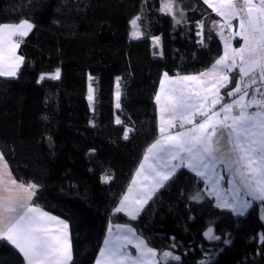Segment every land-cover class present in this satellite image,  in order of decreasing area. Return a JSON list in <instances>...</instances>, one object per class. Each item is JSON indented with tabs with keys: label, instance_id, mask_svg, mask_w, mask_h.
<instances>
[{
	"label": "trees",
	"instance_id": "1",
	"mask_svg": "<svg viewBox=\"0 0 264 264\" xmlns=\"http://www.w3.org/2000/svg\"><path fill=\"white\" fill-rule=\"evenodd\" d=\"M160 7L161 0H0V24L34 25L18 49L24 61L17 75L0 76V152L18 182L38 185L33 204L68 223L70 264H95L111 224L129 225L157 253L180 257L167 264H264L259 203L237 216L208 195L193 200L206 185L186 167L135 219L114 211L158 137L162 74H198L222 55L219 17L202 0H175L176 19ZM137 16L142 35L133 38ZM156 36L161 56L152 46ZM56 69L59 79L40 80ZM104 175L112 179L104 183ZM209 227L220 240L205 239ZM0 264L25 262L0 240Z\"/></svg>",
	"mask_w": 264,
	"mask_h": 264
},
{
	"label": "snow or ice",
	"instance_id": "2",
	"mask_svg": "<svg viewBox=\"0 0 264 264\" xmlns=\"http://www.w3.org/2000/svg\"><path fill=\"white\" fill-rule=\"evenodd\" d=\"M203 2L224 19V24L217 32L223 42L224 52L209 68L198 74H163L161 89H164L165 80L174 82V86L164 93L163 103L160 92L155 97L161 113L159 136L146 149L127 192L114 209L116 213L124 212L131 219L136 218L153 194L164 187L165 182L180 167H187L205 183L211 181V190L207 195H215L217 207L230 208L236 215H243L250 202H242L237 207L226 199L221 201L218 185L224 177L218 171L220 165H223V170L229 177L228 183L235 185L237 191L243 188L254 200L264 201V0ZM238 4L242 7H237ZM174 6L175 0H161L160 11L171 14L176 19ZM234 19L239 21V30L230 31V35L225 36L224 28L233 29ZM139 20L140 17L137 16L130 21L134 29H138ZM180 22L176 20V23ZM197 26L200 31L196 35L201 37L198 43L203 45V22H198ZM33 27L27 20L19 24H0V76L17 75L24 61L23 56L16 54L22 41L13 42L11 38L16 35L26 37ZM140 35L142 33H138V30L131 33L133 38H139ZM237 37L242 43L239 47H233V40ZM6 39L7 57L4 47ZM154 39L159 40L158 37ZM5 59L9 62L7 71L4 69ZM46 76L59 79L60 70L42 74L40 80ZM233 82L234 87L222 94L221 89L229 88ZM88 92L91 104V84ZM116 99V107L119 108V91ZM116 123L121 124L122 121L117 118ZM173 129L176 130L172 131ZM131 131L132 129H126L123 138L128 139ZM8 167L0 153V240L11 244L23 257L25 264H70L72 250L67 232L68 224L31 203L38 185L18 183L10 170L7 174L9 178L5 180L3 169ZM111 179L110 175L101 177L104 183ZM141 181L149 183L143 184ZM138 184L143 191L139 195H133L138 191L134 187ZM16 189H22L26 195H20ZM203 198L199 192L192 197L197 201ZM47 221H56L58 226L53 230ZM108 231L111 233V226ZM127 231L131 233V238L124 235L117 236L115 240L105 239L96 264H167L169 259L180 260L171 251L157 253L136 236L133 229L128 228ZM203 235L209 241L220 240L212 227ZM261 241L264 242V236ZM224 243L230 241L225 240ZM129 244L136 250V254L125 250Z\"/></svg>",
	"mask_w": 264,
	"mask_h": 264
},
{
	"label": "crops",
	"instance_id": "3",
	"mask_svg": "<svg viewBox=\"0 0 264 264\" xmlns=\"http://www.w3.org/2000/svg\"><path fill=\"white\" fill-rule=\"evenodd\" d=\"M203 1V0H202ZM208 6V5H207ZM209 7V6H208ZM237 7H242V5H237ZM210 8V7H209ZM210 10L212 11V8H210ZM213 12V11H212ZM214 14H216L215 12H213ZM217 15V14H216ZM241 15H243V13H241ZM218 16V15H217ZM219 17V22L215 25V27H216V30H217V32H219L220 31V27H221V25H223L224 24V19L222 18V17H220V16H218ZM17 24H19V23H17ZM232 24H233V29H231V30H229L228 28H224V35L225 36H229L230 35V31H238L239 30V21H238V19H234L233 21H232ZM136 30H138V33H140V30H139V27H138V29H136ZM6 32L8 31V30H5ZM133 32V31H132ZM141 36V35H140ZM139 36V37H140ZM16 37H19L21 40L24 38H21L20 36H18V35H16V36H13L11 39H12V41L14 42V39L16 38ZM156 37H158L159 38V40L158 41H156L154 38H156ZM156 37H153L152 38V46H153V48L156 50V55L157 56H161V54H162V49H161V38H160V36H156ZM220 37V36H219ZM222 42V41H221ZM242 43V40H240L239 39V37H237V38H235L234 40H233V47H239L240 46V44ZM4 47H5V56L7 57V55H8V41H7V39L5 40V45H4ZM19 49V48H18ZM18 49L16 50V54L17 55H19V53H18ZM223 52H224V45H223V42H222V55H223ZM8 60L7 59H5V61H4V69H5V71H7L8 70ZM54 73V72H53ZM43 74H51V73H43ZM42 75V74H41ZM41 75H40V77H41ZM192 75H195V74H192ZM170 76V75H169ZM176 76V75H175ZM181 76H183V75H181ZM5 77H9V76H5ZM47 78H50L49 76H46L45 77V79H47ZM164 78V76H163V74H162V77H161V79H163ZM161 79H160V81H161ZM174 86V82H169L168 80H165V84H164V89L162 90L161 89V84H159V87H158V91L157 92H160L161 93V103H163V101H164V93L170 88V87H173ZM222 93V92H221ZM157 94V93H156ZM156 97V96H155ZM225 99L227 100L228 98L227 97H225ZM155 102H156V99H155ZM156 105H157V103H156ZM219 107V106H218ZM157 112H158V136H159V123H160V115H161V113L159 112V109H158V105H157ZM199 119V118H198ZM186 127H191V125H186ZM176 129H173L172 131H175ZM158 138V137H157ZM156 138V139H157ZM155 141V140H154ZM153 141V142H154ZM152 142V143H153ZM151 143V144H152ZM150 144V145H151ZM149 145V146H150ZM148 146V147H149ZM147 147V148H148ZM1 153V152H0ZM145 154V153H144ZM142 160H143V158H142ZM141 160V161H142ZM141 163V162H140ZM140 165V164H139ZM139 167V166H138ZM180 168H182V167H180ZM179 168V169H180ZM187 168V167H186ZM9 167L8 168H5V169H3V172H4V176H5V180H7L9 177H8V172H9ZM137 170V169H136ZM178 170V169H177ZM176 170V171H177ZM218 171L220 172V174L222 175V176H227L228 177V175H227V173L223 170V165H220L219 166V169H218ZM136 172V171H135ZM135 174V173H134ZM195 174V173H194ZM11 175H12V173H11ZM12 177H13V175H12ZM200 178V177H199ZM202 179V178H201ZM203 180V179H202ZM132 181V180H131ZM204 181V180H203ZM143 184H147V183H149L148 181H141ZM19 183V182H18ZM131 183V182H130ZM204 183H205V181H204ZM211 181H209L208 183H205V185H206V188H205V191L204 192H199L203 197H205L206 195H207V193H208V191H210L211 190ZM130 185V184H129ZM8 187H13V188H15V186H12V185H8ZM129 187V186H128ZM135 188H137L138 189V191L137 192H134L133 193V195H139V192L140 191H143V189L142 188H140V185L138 184L137 186H134ZM128 189V188H127ZM160 189V188H159ZM158 189V190H159ZM157 190V191H158ZM16 191L20 194V195H22V196H24V195H26V193H24L23 192V190L22 189H16ZM156 191V192H157ZM126 192H127V190H126ZM125 192V193H126ZM155 192V193H156ZM154 193V194H155ZM5 195H7V193H4ZM154 194H153V196H154ZM197 194V193H196ZM195 194V195H196ZM194 195V196H195ZM152 196V197H153ZM210 197H213L214 198V201H215V195H212V196H210ZM34 198V197H33ZM33 198H32V201H31V203L33 204ZM202 199H200V200H198V201H201ZM150 201V200H149ZM148 201V202H149ZM197 201V200H196ZM147 202V203H148ZM228 202L229 203H231L232 204V199H230L229 198V196H228ZM215 204H217L216 203V201H215ZM34 205V204H33ZM146 205V204H145ZM144 205V206H145ZM144 208V207H143ZM219 208H221V207H219ZM142 211V210H141ZM140 211V212H141ZM45 212V211H44ZM140 212H139V214H140ZM122 213H124V212H122ZM50 214V213H49ZM125 214V213H124ZM138 214V215H139ZM126 215V214H125ZM137 215V216H138ZM50 216H54V217H57V216H55V215H52V214H50ZM128 216V215H127ZM129 217V216H128ZM59 218V217H58ZM59 219H61V218H59ZM61 220H63V219H61ZM65 221V220H64ZM66 222V221H65ZM47 223L49 224V226L53 229V230H55L56 229V227L58 226L57 225V222L56 221H47ZM67 223V222H66ZM68 224V223H67ZM117 225H120V226H122V227H120V228H117L116 226ZM111 226V228H112V231H111V233H109V231H108V229H109V227ZM109 227H108V229H107V232H106V236H105V239L106 238H110V239H113V240H115V238L117 237V236H124V235H128L130 238H131V233H129L128 231H127V229L128 228H131V229H133L131 226H129V225H124V224H111V225H109ZM134 230V229H133ZM67 232H68V238H69V240H70V231H69V226H68V229H67ZM134 232H135V230H134ZM135 234H136V236H138V237H140L136 232H135ZM141 238V237H140ZM105 239H104V241H105ZM142 239V238H141ZM70 243H71V241H70ZM133 243H135V240L133 239ZM102 247H104V242H103V245H102ZM101 247V248H102ZM126 251H129V252H131V253H133V254H136V250L132 247V245L131 244H129V245H127V247H126V249H125ZM216 253V252H215ZM215 253H207L209 256H211V255H215ZM99 255H100V252H99ZM99 255H98V257H99ZM97 257V258H98ZM97 260V259H96ZM95 264H96V262H95Z\"/></svg>",
	"mask_w": 264,
	"mask_h": 264
},
{
	"label": "rangeland",
	"instance_id": "4",
	"mask_svg": "<svg viewBox=\"0 0 264 264\" xmlns=\"http://www.w3.org/2000/svg\"><path fill=\"white\" fill-rule=\"evenodd\" d=\"M134 30H136V29H134V27H133V31ZM117 91H119V88H117L116 93H117ZM88 95H89V93H88ZM92 101H91V104H92ZM116 103H117V99H116L115 104ZM223 177H224V179L221 180L219 182V185H218V191H219V195H220L221 201H223L225 199L228 201V196H229V198L232 199V201H233L232 204H235L237 207H239L242 202H250V206L244 211V214L243 215H237V216H244L249 211V209L252 207L253 203L254 202H258L259 205H260V211H259L260 219H261L262 222H264V207L261 204L262 201H260V200H254L252 197L248 196L246 194V191L243 188H240L237 191L235 185H230L228 183L229 177H227V176H223ZM215 201L217 203L216 196H215ZM220 209H228V210H231L230 208H223V207H221ZM217 249L216 248L211 249V251L209 253L216 252ZM205 257H206L207 260L209 259V255L205 254Z\"/></svg>",
	"mask_w": 264,
	"mask_h": 264
},
{
	"label": "built area",
	"instance_id": "5",
	"mask_svg": "<svg viewBox=\"0 0 264 264\" xmlns=\"http://www.w3.org/2000/svg\"><path fill=\"white\" fill-rule=\"evenodd\" d=\"M15 41H22L19 37H16L15 39H14V42Z\"/></svg>",
	"mask_w": 264,
	"mask_h": 264
}]
</instances>
